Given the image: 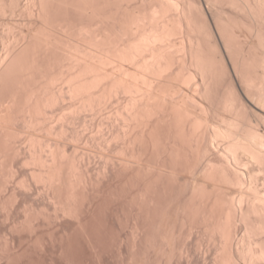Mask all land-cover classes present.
I'll return each mask as SVG.
<instances>
[{
	"label": "bare ground",
	"instance_id": "6f19581e",
	"mask_svg": "<svg viewBox=\"0 0 264 264\" xmlns=\"http://www.w3.org/2000/svg\"><path fill=\"white\" fill-rule=\"evenodd\" d=\"M28 1L0 0V178L42 183L54 215L76 216L100 179L132 171L153 232L167 194L228 247L213 264H264V0ZM178 168L194 174L181 196ZM204 178L241 191L210 203Z\"/></svg>",
	"mask_w": 264,
	"mask_h": 264
},
{
	"label": "rangeland",
	"instance_id": "374dc122",
	"mask_svg": "<svg viewBox=\"0 0 264 264\" xmlns=\"http://www.w3.org/2000/svg\"><path fill=\"white\" fill-rule=\"evenodd\" d=\"M23 2L24 4L29 3L28 0H23ZM2 53L3 50L0 46V54ZM225 115H228V113L226 112ZM5 117L6 116H4V118ZM4 118L2 117V120ZM17 121L18 119L16 122ZM18 122L21 121L19 120ZM55 123L56 122L54 121L53 124ZM16 124L18 125L16 127L14 126L15 128L21 127V123L20 126L19 123ZM20 138H18V141L20 140L21 142L23 138ZM10 163H6L7 167H9L8 165H10ZM14 164L16 163L14 162ZM17 165L18 163L13 167H16ZM249 165L250 167L255 166L252 163ZM18 166L20 167L21 164ZM27 168H29V166ZM30 168H33V166L31 165ZM178 169L176 170L178 171V176L173 185L176 193L179 191L178 189L183 190L184 187L188 188L189 185L192 184V177L194 178V174L188 169ZM6 170L7 172H10L8 168H6ZM255 170L256 173H260L258 175V178L261 179H259L260 182H264V172H260L258 169ZM5 171L4 179L0 178V188L5 185L2 190L0 189V200L2 199V201H5H0V203H2L0 206V264H213V257L216 255L225 257L229 253V250H227L228 247L220 240L221 238L219 239V236H217L218 239L217 237L215 239V236L212 237L209 232L207 233L205 231L201 221L193 218L192 215L189 214V217H192L190 222L195 219L192 223H189V220H186L187 222L185 221L186 224H184V222L180 223L182 221L179 219L181 218L180 215L183 217L181 214L182 210L178 208L179 211L175 210L176 207L174 204L173 206H169L170 208L166 206L168 205V202L166 201L168 197H165L167 194L163 195V197L161 189L158 190L159 187H162L161 185H157V187L159 186L158 188L155 187L156 190L161 193L159 195L160 197L156 194L157 197L161 198H157L160 200L161 210L157 213L159 214V219L157 217L158 220L156 227L159 224L158 221H160V226L161 223L164 224V221L166 224L164 226L162 225V229L159 227V232L155 231L157 234H154L155 232L152 231L154 227V224L152 223L154 221V215H152V217L150 216L153 212V208H148V210H152L151 213L149 212L150 214H147L146 212L149 217H145V215L142 214L145 211H140L141 209H139L140 206L137 204L138 199L136 200V197H138L137 193L141 184L132 171H114L100 179L92 189H89L88 194L86 193L87 199L84 200L83 206L76 216L59 213L58 215H54L47 205L48 198L42 183H38L37 187L34 186L32 188L33 190L30 189L32 191L26 189V192L25 188H20L22 186L16 183L19 179L24 178L19 172L18 174L21 178L18 174V177L16 175L12 178L9 174H6L7 172ZM6 175L9 179L12 178V180H7ZM213 179L204 178L203 183L205 184V187H207V189L205 188L206 191H208V189L210 191V203L214 198L215 200L219 199V201L226 202L228 200V197L226 196L230 195V199L236 198L239 195V191H241L240 187L234 186V183L231 185V182L226 183V181L224 182L222 180L218 181L217 179ZM139 180L141 179L139 178ZM1 184L4 185L1 186ZM209 185L210 187L208 188ZM5 188L6 191L4 190ZM18 188L20 189L18 190ZM210 188H213L212 191ZM219 188L221 189V192L218 190ZM12 191L16 195H14ZM151 191L154 192L153 190ZM158 191H156V193H159ZM180 194L181 193H177V195L181 196ZM219 194L221 196H219ZM222 198H224V200H222ZM176 211L177 213H175ZM172 212L174 214H172ZM177 219L179 222H177ZM162 220L163 222H161ZM173 220L176 222L174 223ZM144 222L145 224L151 222L149 224L151 228L146 224L149 228L148 229ZM144 227L147 229H143ZM189 228L192 229L190 232ZM243 232L244 231L242 230L238 234L239 238ZM151 234L156 236L154 237ZM161 234L165 235H163V237L168 238H161ZM168 234H173V236H169ZM157 235L161 237H158ZM146 238H149L153 244L155 243V246H153V244L151 246L156 247V250L151 246L149 247L150 243L148 241L150 240H145ZM171 239L172 243L169 242ZM162 240H164V242L166 241L165 246ZM158 241H160L161 244H159ZM146 242L149 243V245L147 244L148 248L144 249L143 243L145 245ZM157 245L158 248L162 250H159ZM215 247L217 249L219 248L218 250L220 252H217L218 250ZM224 247L227 248L224 249ZM164 250L166 252L168 251V253ZM171 252L176 255L174 256ZM215 252L219 254H216ZM224 252H227V254ZM145 253H149V257ZM181 253L184 254L181 255ZM189 254L190 256L188 257ZM168 258L172 261H169Z\"/></svg>",
	"mask_w": 264,
	"mask_h": 264
}]
</instances>
